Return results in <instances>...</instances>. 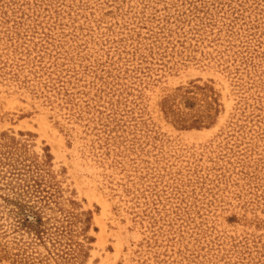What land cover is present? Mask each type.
<instances>
[{
  "label": "rangeland",
  "instance_id": "1",
  "mask_svg": "<svg viewBox=\"0 0 264 264\" xmlns=\"http://www.w3.org/2000/svg\"><path fill=\"white\" fill-rule=\"evenodd\" d=\"M0 264H264V0H0Z\"/></svg>",
  "mask_w": 264,
  "mask_h": 264
}]
</instances>
